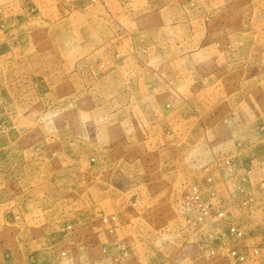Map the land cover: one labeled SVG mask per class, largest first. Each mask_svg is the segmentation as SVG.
<instances>
[{"label":"rangeland","instance_id":"374dc122","mask_svg":"<svg viewBox=\"0 0 264 264\" xmlns=\"http://www.w3.org/2000/svg\"><path fill=\"white\" fill-rule=\"evenodd\" d=\"M0 264H264V0H0Z\"/></svg>","mask_w":264,"mask_h":264}]
</instances>
